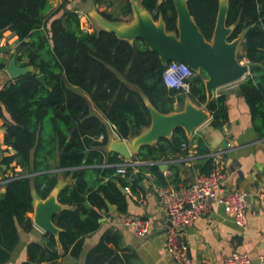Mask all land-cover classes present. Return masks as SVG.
I'll list each match as a JSON object with an SVG mask.
<instances>
[{"label":"trees","instance_id":"1","mask_svg":"<svg viewBox=\"0 0 264 264\" xmlns=\"http://www.w3.org/2000/svg\"><path fill=\"white\" fill-rule=\"evenodd\" d=\"M67 1L62 0L51 11V0H0V37L7 30L14 33L18 65L33 67L0 89V118L5 117L4 109L11 117L4 125V142L14 151L2 160L13 172L3 178L4 183L0 180L5 186L0 193V264L9 262L20 241V228L26 232L34 229L30 216L34 211L33 190L46 199L60 174L70 176L72 183L58 194V201L66 206L53 218L59 234L45 232L42 243H30L28 260L23 264L56 262L66 255L79 258L86 237L101 227L100 219L110 211L109 204L116 205L119 212L127 210V196L121 187L138 196L145 193L141 185L144 166L156 176L157 185L167 186L168 178L159 162L188 154L182 150V143H190V138L183 127H178L170 138L144 145L133 154L131 162L147 163L128 166L125 173L119 171L124 158L105 149L110 128L121 139L139 135L152 124L147 101L167 114L184 98L167 87L164 73L168 64L142 39L130 42L103 28L92 32L83 29L77 11L57 15ZM140 2L155 20L163 17L168 32L178 31L174 0ZM108 5L114 6V1ZM188 7L200 31L211 41L220 0H188ZM108 9L100 13L112 21L121 20L116 14L132 13L130 0H117V7ZM226 24L234 28L229 41L243 36L245 55L238 53V59L263 65L248 74L238 90L264 135V0H229ZM3 50L0 46V53ZM6 65V59L0 57V70ZM41 74L46 85L39 78ZM205 74L202 70L192 78L188 93L199 105L207 102ZM207 110L213 127L220 129L228 122L224 94L215 96ZM202 141L198 138L199 144ZM204 160L200 172L209 173L214 157L209 155ZM136 167L140 173H134ZM86 264L138 263L136 254L122 246L120 233L107 230L87 253Z\"/></svg>","mask_w":264,"mask_h":264},{"label":"crops","instance_id":"2","mask_svg":"<svg viewBox=\"0 0 264 264\" xmlns=\"http://www.w3.org/2000/svg\"><path fill=\"white\" fill-rule=\"evenodd\" d=\"M54 1L56 2L54 3ZM80 1L68 0L57 15L61 16L65 11L71 10L83 12L84 8L82 9V7L84 5ZM113 1L114 5H116L117 0ZM134 1L144 9L140 0ZM51 2V11H53L61 5L62 0H51ZM130 2L132 5V13L130 15L116 14L121 20H106L114 23L115 27L130 23L134 17L133 0H130ZM96 5L100 6L97 3ZM108 10L111 11L112 9L109 8ZM98 11L100 13L102 10L98 9ZM88 13L90 14L89 10ZM102 28L99 26L95 29ZM83 29L90 32L95 30ZM5 33L7 37L8 34L11 35L9 43L13 44V47L10 51L6 50L5 43L1 41L5 38L3 36ZM3 35L0 37V46H3L4 50L1 51L0 57L5 60V57L8 56L7 52L14 53L15 51L17 36L9 30L5 31ZM239 47H241V50ZM238 50L237 57L238 53L244 54L241 42ZM10 60L6 59V63L8 64ZM241 61L243 63L249 62L244 57ZM10 80L12 79L6 70H0V89ZM239 84L240 81L215 89L214 97L223 94L226 96L229 112V120L222 128H215L211 125L210 115V119L205 124L195 129L190 136L187 135L190 138V143L187 149L182 148V150H188L196 154V159L188 161L184 158V153H182L178 158H169L159 162L161 171L168 178L167 186L178 187L181 183L183 185L193 180L195 174L200 172L205 157L216 154L218 162L231 171L226 188H239L247 193L249 223L246 227H239L233 217L225 211L224 207L214 201L210 217L199 218L192 226L186 229L185 239L190 248L192 264H223V259L235 252H246L253 258L254 264H259V256L264 254V135L260 133L253 121L250 106L238 90ZM186 100H191L189 95L186 96L184 101L186 102ZM191 102L197 107L205 105H199L192 100ZM176 105L175 103L174 111H176ZM183 109L184 107H182ZM4 116L0 118V180H3L4 177L11 175L13 172L11 168L8 169L2 164L4 157L14 153L12 148L8 147L4 142L6 133L4 125L6 120L11 119L5 109ZM113 129V127L110 128L109 141L105 146L106 151H111L112 140L118 138ZM146 129L142 130V132ZM136 136L125 140L128 143ZM198 138L203 139L202 143L199 144ZM200 150L208 153L199 154ZM124 160L127 161L125 158ZM133 160L131 159V161ZM135 162L137 163L136 165H143L141 160ZM163 165L164 167H162ZM16 169L19 170L20 168ZM134 171L136 173L139 171L140 173L139 168ZM141 172L143 177L141 185L145 193L138 196L132 194L130 189L125 188L128 202L127 210L119 212L116 205L112 204L114 208L109 209L110 211L103 215L104 221L101 222V227L86 237L83 252L79 258L66 255L56 262H43L41 264H86L87 253L99 242L107 230H114L120 233L122 246L130 248L136 254L138 264H177L165 249L167 215L155 190V185H157L155 182L156 176L146 166H144L143 171L141 168ZM58 183L62 187L66 186L72 183V178L70 176L63 177V174H60ZM4 191L5 186L0 185V193ZM38 199L36 197L35 200L38 201ZM34 215L35 211L30 213L33 223ZM135 217H143L151 221V232L148 236H138L131 226L126 225V221ZM19 233L20 241L12 251L11 258L7 264H23L24 261L28 260V245L32 242L42 243L45 232L34 223L32 231L26 232L20 228ZM58 249L60 253L63 252L61 245H58Z\"/></svg>","mask_w":264,"mask_h":264},{"label":"water","instance_id":"3","mask_svg":"<svg viewBox=\"0 0 264 264\" xmlns=\"http://www.w3.org/2000/svg\"><path fill=\"white\" fill-rule=\"evenodd\" d=\"M174 4L178 14V34L168 32L163 17L160 16L155 20L148 10L141 8L134 0L133 20L125 25L115 27L114 23L107 21L99 12H93L101 27L115 32L119 38L130 42L142 39L151 50L159 54L164 64L171 61L184 62L197 73L204 70L208 75L205 81L207 102L203 107H197L191 100H186L182 111L164 114L147 101L152 115L151 126L128 143L118 138L112 140L110 150L119 153L128 161L142 146L151 145L164 137L170 138L178 127H183L190 136L195 129L210 119L207 106L214 98L215 89L242 81L255 68L263 67L257 63H243L238 59V46L243 36L229 41L234 29L226 24L229 0H220L217 23L211 41H208L200 31L189 10L188 0H174ZM5 70L11 79H17L31 72L33 67L18 65L17 55L14 54ZM39 78L46 85L45 76L41 74ZM63 187L58 183L46 199L39 198L33 190L34 223L44 232L59 234L60 229L55 225L53 218L66 207L58 201L59 191ZM121 190L126 192L123 187ZM36 197L39 198L38 201L35 200ZM109 207L113 209L114 205L109 204ZM103 221L104 218H101L100 222Z\"/></svg>","mask_w":264,"mask_h":264},{"label":"built area","instance_id":"4","mask_svg":"<svg viewBox=\"0 0 264 264\" xmlns=\"http://www.w3.org/2000/svg\"><path fill=\"white\" fill-rule=\"evenodd\" d=\"M77 13L79 16L84 15L81 11ZM196 74L197 72L188 64L171 61L164 73V82L168 88L175 89L180 94H188L192 88V78ZM113 131L121 139L114 129ZM188 144L187 142L182 143V148L187 149ZM211 156L214 157V162L209 173L199 172L195 174L192 181L183 185L181 183L178 187L155 185V190L167 215L165 249L177 264H192L185 231L199 218L210 217L214 201L224 207L239 227H246L249 223L247 193L239 188H226L231 171L218 162L216 154H211ZM184 158L192 161L197 158V155L188 151ZM144 163L147 162L142 161V164ZM136 164V162L125 161L120 164L119 171L125 173L126 167ZM1 183H4V180ZM126 225L131 226L141 237H146L151 232V221L147 218L135 217L126 221ZM223 264H254V260L246 252H235L225 257ZM259 264H264V254L259 256Z\"/></svg>","mask_w":264,"mask_h":264},{"label":"rangeland","instance_id":"5","mask_svg":"<svg viewBox=\"0 0 264 264\" xmlns=\"http://www.w3.org/2000/svg\"><path fill=\"white\" fill-rule=\"evenodd\" d=\"M112 0H106L103 4H101L100 6H98V5H96V3H95V0L93 1V0H81L80 2H81V4H83L84 6L82 7V9H83V13H85L86 14V16H85V14L83 15V14H81V16H80V19H81V23H82V26H84L83 28H89V30H93V29H95V28H98L100 25H99V23H98V21L93 17V15H92V13L93 12H99L98 11V9H101V10H104V9H106V7H109V8H111L112 10H114V8H115V6H117V4L116 5H111V6H109L108 5V3L109 2H111ZM56 1H54V3H55ZM88 10H89V12H90V14L88 13ZM175 33H177L178 34V31L177 32H175ZM5 38H3L1 41L3 42V43H5V48H6V50L7 51H10V49L13 47V44H11V43H9V40H11V35L10 34H8V37H7V34L5 33L4 35H3ZM177 37H178V35H177ZM240 48V50H241V47H239ZM239 51V50H238ZM6 54H8V56L7 57H5L6 59H11L12 58V54H11V52H7ZM241 61V60H240ZM200 73V72H199ZM208 77V75H207V73L205 74V77ZM243 81V80H242ZM241 82V81H240ZM215 91V90H214ZM186 96H188L187 94H181V97H183L184 98V100L186 99ZM178 101V102H176V111L178 112V111H182V107H184V102L185 101ZM173 112H175V111H173ZM151 163V162H150ZM149 163V164H150Z\"/></svg>","mask_w":264,"mask_h":264},{"label":"clouds","instance_id":"6","mask_svg":"<svg viewBox=\"0 0 264 264\" xmlns=\"http://www.w3.org/2000/svg\"><path fill=\"white\" fill-rule=\"evenodd\" d=\"M122 140V139H121ZM128 161V160H127ZM131 161V160H130Z\"/></svg>","mask_w":264,"mask_h":264}]
</instances>
